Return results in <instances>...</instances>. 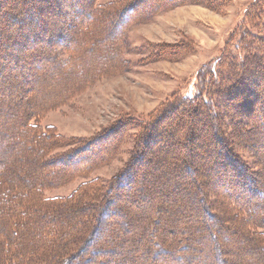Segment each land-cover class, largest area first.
I'll list each match as a JSON object with an SVG mask.
<instances>
[{
    "label": "rangeland",
    "instance_id": "obj_1",
    "mask_svg": "<svg viewBox=\"0 0 264 264\" xmlns=\"http://www.w3.org/2000/svg\"><path fill=\"white\" fill-rule=\"evenodd\" d=\"M49 1L22 25L0 12V263L58 264L54 244L70 257L128 216L114 236L153 224L156 243L183 247L180 264H264V103L246 89L214 120L178 109L159 137L148 128L194 94L257 0H84L97 10L66 22ZM141 183L149 197L132 192ZM110 201L120 215L105 217ZM128 248L110 264H140Z\"/></svg>",
    "mask_w": 264,
    "mask_h": 264
},
{
    "label": "trees",
    "instance_id": "obj_2",
    "mask_svg": "<svg viewBox=\"0 0 264 264\" xmlns=\"http://www.w3.org/2000/svg\"><path fill=\"white\" fill-rule=\"evenodd\" d=\"M36 1L37 0H3L0 1V12L2 11V8L4 9L5 7H7L6 9H4L6 11L4 16L8 18V24L22 25L28 20L38 18L41 15L39 12L41 8L37 7ZM49 2L50 3L48 5H50L52 9L60 13V17H63L64 22H66L67 19L68 21H70L68 17L69 15H75L74 13H76L75 16H81L82 18L84 15H91L90 12L93 11L94 13L97 10L95 9L94 11V8H89L91 4L87 2H91V0L87 2H85L84 0L79 1V4L77 3V1L71 3V0H50ZM135 2H137V0H135ZM132 6L133 4L126 8L132 10ZM128 13L129 12L123 11L121 17L128 16ZM263 24L264 0H257L249 6V9L246 12L243 20L232 32L230 42L226 45L224 52L218 58H215L211 62L204 65L198 71L194 94L191 96L183 95L181 97H178L176 101L166 107L165 110L160 112V118H158L157 121L148 125V128L157 129L154 132V138L159 137L160 134L162 135V131L167 128L166 125H170L171 127L172 125H174L173 121L160 123L159 120L164 119L166 116L170 117V115L174 112H178V109L180 111H187L186 115H188V117H191L189 116L190 114H195L200 109H202V118L214 120L217 118L216 106L219 104V101L223 100V103L225 102L224 104H230L234 97L238 95V92H245L246 89L247 91H249L247 92L248 94L251 93L252 95H255L254 103H264ZM150 133L151 132L148 131L142 137L145 139V136L150 135ZM173 144L174 143H172V145ZM140 157L141 156L139 155V158ZM183 164H185V159L177 160L178 166ZM131 184H138L136 171L127 176L126 186L129 187ZM144 185L145 183H141L140 186L136 187L137 190L135 191L134 188L132 192L135 195L136 193H140L143 195V197H149L150 194H148L149 192L145 189L146 186ZM67 207L68 204L64 203L59 207L55 206L53 210H55L56 212V210H64ZM121 209V205H114V201H110L105 217L108 216V214L110 216L118 214L120 215L121 213L119 212L121 211ZM124 217L125 218L121 217L120 219L117 217L114 220L112 219L111 222L107 221V217V219L104 220L105 223L102 229V231L107 232V236L104 237L101 235V237H97L96 242L93 241L94 244H92V242L90 241L92 240V238H94V236L96 237L99 232L95 235L93 234V236L85 241L82 248H79L78 252L73 253V255L70 257L63 258V256L61 258V255H64V253H66L68 250V242H60L61 244L58 245L54 244V255H56L57 261L60 264H88L89 261L92 260V257L84 256L82 259L80 258L79 254L83 255V253L91 252L92 254L100 255V259L98 261H95V264H110L116 259V257L120 253V250L124 247L125 241L127 240L129 241L130 246H132V249H134V246L142 249L140 253L143 257L139 261L140 264H154L155 261L158 260V258L159 263H165L168 259H171V261L174 260L175 263L177 262L178 264H180V260L178 259H182V257L178 256L177 258L176 253L181 252L183 247L178 248L177 245H175L176 241L174 239V241L167 243L168 246L166 245V247L159 243H156L155 239L157 238V233L153 228V224H147L148 226H146L145 230H143L139 234L137 233L134 236H130L129 239L118 234L117 235L119 236V238H117V235L114 236L113 233H115L116 227V232L127 231L131 227L132 223H134L128 216ZM118 225H121V227H119ZM54 228H56V226ZM49 231L51 234L54 232H52L51 229ZM49 231L45 228L46 233ZM144 237L146 238L143 239ZM106 239V244L111 246L109 248H102L100 243ZM141 243H143V245L145 243V245L143 246ZM132 249L128 248V250ZM8 256L9 253H6L5 257ZM218 262L220 264H225V260L221 258H219L216 263Z\"/></svg>",
    "mask_w": 264,
    "mask_h": 264
}]
</instances>
